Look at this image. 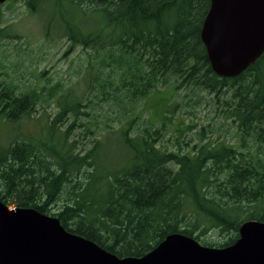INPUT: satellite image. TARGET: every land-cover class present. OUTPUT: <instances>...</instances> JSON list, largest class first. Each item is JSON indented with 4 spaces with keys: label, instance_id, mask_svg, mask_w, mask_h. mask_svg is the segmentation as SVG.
<instances>
[{
    "label": "trees",
    "instance_id": "1",
    "mask_svg": "<svg viewBox=\"0 0 264 264\" xmlns=\"http://www.w3.org/2000/svg\"><path fill=\"white\" fill-rule=\"evenodd\" d=\"M25 1L36 13L34 0ZM69 1L84 26L64 21V35L85 49L107 52L123 74L127 103L172 81L175 91L198 89L217 99L230 91L235 105L225 110L227 119L264 146V54L237 77L216 76L200 38L210 0ZM90 12L101 23L95 33L83 20ZM36 101L34 93L15 95L0 80V118L15 123L30 116ZM75 110L61 108L50 136L55 123ZM137 119L119 128L122 160L106 167L97 157L100 141L79 155L62 144L14 139L0 148V201L56 217L68 232L119 258L141 257L172 233L223 248L238 239L242 223H264V160L226 145L163 152L159 129L130 134ZM55 139L64 141V133ZM213 230L217 234L207 237Z\"/></svg>",
    "mask_w": 264,
    "mask_h": 264
},
{
    "label": "rangeland",
    "instance_id": "2",
    "mask_svg": "<svg viewBox=\"0 0 264 264\" xmlns=\"http://www.w3.org/2000/svg\"><path fill=\"white\" fill-rule=\"evenodd\" d=\"M31 2L38 5L36 13L29 11L25 0L0 4V80L10 84L15 95L37 96L30 116L15 123L0 118V148L14 139L34 140L62 144L64 150L75 149L84 155L100 141L103 149L97 157L106 167L122 160L116 138L119 128L135 115L138 119L130 134L159 129L157 146L163 152L191 154L202 146L226 145L264 160V146L244 136L226 117L225 110L235 105L230 91L217 99L198 89L175 91L172 81L166 86L159 83L146 97L127 103L129 91L120 87L123 74L115 71L107 52L85 49L64 35V21L84 26L76 7L69 0L59 6L55 0ZM84 18L87 31L95 33L101 27L98 14L90 12ZM65 104L76 110L55 123L50 136L53 121ZM63 133L64 141L55 139ZM216 234L213 230L207 237Z\"/></svg>",
    "mask_w": 264,
    "mask_h": 264
},
{
    "label": "water",
    "instance_id": "3",
    "mask_svg": "<svg viewBox=\"0 0 264 264\" xmlns=\"http://www.w3.org/2000/svg\"><path fill=\"white\" fill-rule=\"evenodd\" d=\"M200 38L216 76H239L264 54V0H210ZM238 235L216 248L172 233L141 257L119 258L56 217L0 201V264H264V223L246 221Z\"/></svg>",
    "mask_w": 264,
    "mask_h": 264
},
{
    "label": "flooded vegetation",
    "instance_id": "4",
    "mask_svg": "<svg viewBox=\"0 0 264 264\" xmlns=\"http://www.w3.org/2000/svg\"><path fill=\"white\" fill-rule=\"evenodd\" d=\"M8 1H14V0H6L5 2H3V3H1V4H4V3L8 2Z\"/></svg>",
    "mask_w": 264,
    "mask_h": 264
}]
</instances>
